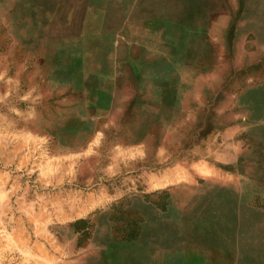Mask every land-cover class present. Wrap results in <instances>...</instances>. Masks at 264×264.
I'll list each match as a JSON object with an SVG mask.
<instances>
[{"label": "rangeland", "instance_id": "1", "mask_svg": "<svg viewBox=\"0 0 264 264\" xmlns=\"http://www.w3.org/2000/svg\"><path fill=\"white\" fill-rule=\"evenodd\" d=\"M0 264H264V0H0Z\"/></svg>", "mask_w": 264, "mask_h": 264}, {"label": "bare ground", "instance_id": "2", "mask_svg": "<svg viewBox=\"0 0 264 264\" xmlns=\"http://www.w3.org/2000/svg\"><path fill=\"white\" fill-rule=\"evenodd\" d=\"M150 55V54H149Z\"/></svg>", "mask_w": 264, "mask_h": 264}]
</instances>
